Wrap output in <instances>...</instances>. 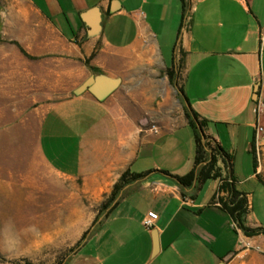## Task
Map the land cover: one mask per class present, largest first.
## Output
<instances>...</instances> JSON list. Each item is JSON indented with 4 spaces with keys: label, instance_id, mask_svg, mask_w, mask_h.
Returning <instances> with one entry per match:
<instances>
[{
    "label": "crops",
    "instance_id": "1",
    "mask_svg": "<svg viewBox=\"0 0 264 264\" xmlns=\"http://www.w3.org/2000/svg\"><path fill=\"white\" fill-rule=\"evenodd\" d=\"M2 46L72 90L40 122L39 150L54 172L96 198L127 171L144 175L64 264L264 263L245 248L264 249V235L246 236L220 201L228 182L247 198L246 225L260 227L264 0H0ZM99 75L120 79L119 88L103 101L74 94ZM186 110L230 160L217 157V178L182 188L171 176L190 173L196 158ZM149 212L158 215L152 229Z\"/></svg>",
    "mask_w": 264,
    "mask_h": 264
},
{
    "label": "rangeland",
    "instance_id": "2",
    "mask_svg": "<svg viewBox=\"0 0 264 264\" xmlns=\"http://www.w3.org/2000/svg\"><path fill=\"white\" fill-rule=\"evenodd\" d=\"M1 49L0 264H64L106 217L103 205L114 187L96 198L81 181L48 166L38 145L40 122L72 90L56 78L48 83L45 65ZM256 215L264 229V213ZM249 222H257L253 214ZM256 246L264 250L259 244L245 248L264 258Z\"/></svg>",
    "mask_w": 264,
    "mask_h": 264
},
{
    "label": "trees",
    "instance_id": "3",
    "mask_svg": "<svg viewBox=\"0 0 264 264\" xmlns=\"http://www.w3.org/2000/svg\"><path fill=\"white\" fill-rule=\"evenodd\" d=\"M168 75L170 80H172L174 76L173 70H168ZM186 117L193 130L196 141V158L195 166L190 173L185 176H171L182 188L191 187L196 181L204 182L210 178H217L219 176L215 169L217 157H221L224 163L230 160V156L220 145L211 143V138L206 136L204 132L205 122L200 121L195 112L186 110ZM142 177H144L143 174H132L129 171L121 176L119 182L114 186V190L107 202L103 205L104 210H107L106 217L124 197L126 187ZM220 189L227 190L230 194L226 201L223 199L220 201L222 208L232 217L236 226L248 237L264 235V229L262 227L250 228L246 225V216L248 215V201L246 196L233 189L232 185L228 182L224 183Z\"/></svg>",
    "mask_w": 264,
    "mask_h": 264
},
{
    "label": "water",
    "instance_id": "4",
    "mask_svg": "<svg viewBox=\"0 0 264 264\" xmlns=\"http://www.w3.org/2000/svg\"><path fill=\"white\" fill-rule=\"evenodd\" d=\"M90 16H94L95 22H98L97 13H95V11L91 12ZM120 84V79H113L105 75H99L89 78L86 82L74 90V94L79 96L85 92H90L95 98L103 101L115 90H117Z\"/></svg>",
    "mask_w": 264,
    "mask_h": 264
},
{
    "label": "built area",
    "instance_id": "5",
    "mask_svg": "<svg viewBox=\"0 0 264 264\" xmlns=\"http://www.w3.org/2000/svg\"><path fill=\"white\" fill-rule=\"evenodd\" d=\"M238 1L244 5H247L249 2V0H238ZM263 115H264V98L262 99L260 98L256 104L255 142L257 147L259 146L260 141L264 137V125L262 124ZM154 131L158 132L156 128H154ZM157 219H158V215L156 213L149 212L143 220L144 226L148 229H152ZM246 246L250 247L251 244H246ZM256 249L264 252V250H261L259 246H256Z\"/></svg>",
    "mask_w": 264,
    "mask_h": 264
}]
</instances>
